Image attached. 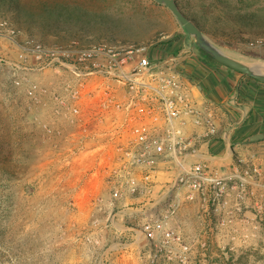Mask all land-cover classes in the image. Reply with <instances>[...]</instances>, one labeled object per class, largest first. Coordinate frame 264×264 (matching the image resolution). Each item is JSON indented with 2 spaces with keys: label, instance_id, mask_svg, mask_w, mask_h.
Wrapping results in <instances>:
<instances>
[{
  "label": "rangeland",
  "instance_id": "obj_1",
  "mask_svg": "<svg viewBox=\"0 0 264 264\" xmlns=\"http://www.w3.org/2000/svg\"><path fill=\"white\" fill-rule=\"evenodd\" d=\"M13 1L0 0V17L18 32L13 37L0 30V264H152L149 245L131 234L142 229L147 210L138 221L126 223L99 212L96 204L115 198L113 177L94 151L74 156V133L82 127L55 114V95L67 97V88L82 81L87 91V76L77 77L67 67L41 68L33 51L19 56V45L31 40L74 53L98 42L145 44L169 56L166 39L194 40L172 11L155 0ZM179 2L204 28L227 29L225 34L205 33L225 53L264 64V37L231 31L227 4L241 5L238 0ZM16 4L22 14L15 11ZM244 4L264 13V0ZM86 103L87 97L85 108ZM253 212L251 222L238 225L240 238L232 241L218 231L209 236L207 247L200 245L198 222L191 218L181 229L191 244L189 264H264V217ZM134 242L137 247H125ZM157 264L179 263L160 259Z\"/></svg>",
  "mask_w": 264,
  "mask_h": 264
},
{
  "label": "built area",
  "instance_id": "obj_2",
  "mask_svg": "<svg viewBox=\"0 0 264 264\" xmlns=\"http://www.w3.org/2000/svg\"><path fill=\"white\" fill-rule=\"evenodd\" d=\"M0 30L18 35L7 18L0 17ZM152 46L98 42L71 53L28 40L19 45V56L26 58L33 51L41 68L67 67L77 77L87 76V91L84 81L67 88V97L55 95L54 110L82 127L74 133L78 146L72 153L87 156L94 151L98 160H104L115 197L124 190L151 197L160 163L169 162L168 170L174 174L161 194L168 205L166 213L148 218L141 230L151 240L150 263L163 259L189 264L191 244L169 224L183 204L185 190L189 198L198 194L201 213L211 223L209 231H224L236 241L241 237L239 215L249 197L256 198L257 211L264 217V167L255 162V152L239 154L232 173L207 161H189L218 134L215 105L194 97L192 85L178 68L179 54L162 56ZM188 123L204 127L203 134H187ZM209 236L199 240L202 247L208 246Z\"/></svg>",
  "mask_w": 264,
  "mask_h": 264
},
{
  "label": "crops",
  "instance_id": "obj_3",
  "mask_svg": "<svg viewBox=\"0 0 264 264\" xmlns=\"http://www.w3.org/2000/svg\"><path fill=\"white\" fill-rule=\"evenodd\" d=\"M166 39L163 46L171 55H178V68L183 72L193 87L196 99L212 102L215 105L216 123L218 134L204 142L201 154L189 157L190 162L207 161L215 168L232 173L236 166L239 154L247 155L251 152L258 154L255 162L264 167V137L253 140L255 134H264V82H257L236 70L229 69L215 62L205 61L197 51L195 43H190L186 37ZM191 50L188 53L184 52ZM187 134H203L204 127L185 125ZM169 162L160 163L157 173V184L151 197L142 194H131L123 191L120 197L110 198L105 203H89L99 207L100 213H107L106 217L112 221H138L142 213L147 210L145 221L150 217H163L167 210V202L161 197L162 190L168 189V181L172 180L174 172L168 170ZM101 190V189H100ZM188 190L183 193V204L177 214L169 220V224L185 229V224L193 218L198 222L197 229L201 237L206 233L213 235L210 221L205 220L201 213L198 194L193 198L188 197ZM261 194V193H260ZM184 195H187L185 198ZM256 198L249 197L243 205L240 223H248L256 209ZM117 207L116 211L114 208ZM94 208V206H93ZM144 208V211H143ZM143 217V216H142ZM144 218V217H143ZM251 222V221H250ZM128 226L122 225L121 230L127 231ZM182 231V230H181ZM209 231V232H208ZM134 239H139L141 244L152 246L151 240L141 229L136 234L131 233ZM200 237V238H201ZM148 240V243L145 240ZM134 243L126 244L127 249L135 248Z\"/></svg>",
  "mask_w": 264,
  "mask_h": 264
},
{
  "label": "water",
  "instance_id": "obj_4",
  "mask_svg": "<svg viewBox=\"0 0 264 264\" xmlns=\"http://www.w3.org/2000/svg\"><path fill=\"white\" fill-rule=\"evenodd\" d=\"M160 4H165L182 24L186 32L194 40L198 48L209 53L218 62L241 72L242 74L253 77L264 82V64L247 63L225 53L220 47L214 44L197 25L179 6L177 0H155ZM264 137L263 133L255 134L252 139L258 140Z\"/></svg>",
  "mask_w": 264,
  "mask_h": 264
},
{
  "label": "trees",
  "instance_id": "obj_5",
  "mask_svg": "<svg viewBox=\"0 0 264 264\" xmlns=\"http://www.w3.org/2000/svg\"><path fill=\"white\" fill-rule=\"evenodd\" d=\"M9 1L11 2V4H13V2H14L13 0H9ZM177 2L180 6L179 0H177ZM244 2H245V0H238V3H240L241 5L227 4L228 13H226V16L228 17V20H230V23H232L233 27L231 28V31L236 32V30H238V31H242L243 33H245L249 36L264 37V13H262L261 9L259 11H254V10L250 9L251 6L244 4ZM180 8H181V6H180ZM14 9L18 13L22 14V12H23V9L21 8V6L19 4H16V8H14ZM216 18H221V17H216ZM195 20H196L197 25L202 29V31L204 33H206V30H207V32L212 31L213 33L216 32L217 34H220V33L225 34V32L227 31V29H222V27H219L215 31H213L212 29L208 30V29L204 28V25L201 23L202 20H200V19L199 20L195 19ZM198 50H199L200 56L205 61L215 62V63H218L220 65H224V64L218 62L217 60H215L209 53L202 50L201 48H198ZM224 66H226V65H224ZM226 67H228V66H226ZM228 68L232 69L230 67H228ZM232 70H234V69H232ZM249 78H252L253 80H255L257 82H263V81H260L258 79H255L253 77H249Z\"/></svg>",
  "mask_w": 264,
  "mask_h": 264
},
{
  "label": "bare ground",
  "instance_id": "obj_6",
  "mask_svg": "<svg viewBox=\"0 0 264 264\" xmlns=\"http://www.w3.org/2000/svg\"><path fill=\"white\" fill-rule=\"evenodd\" d=\"M234 56V55H233ZM236 57V56H235ZM238 57V56H237ZM239 58V57H238Z\"/></svg>",
  "mask_w": 264,
  "mask_h": 264
}]
</instances>
